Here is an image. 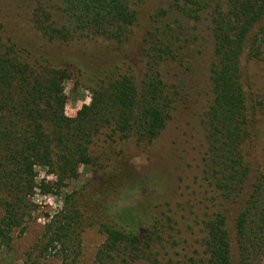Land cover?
<instances>
[{
  "label": "trees",
  "instance_id": "1",
  "mask_svg": "<svg viewBox=\"0 0 264 264\" xmlns=\"http://www.w3.org/2000/svg\"><path fill=\"white\" fill-rule=\"evenodd\" d=\"M47 1L10 0L19 10L11 16L17 33L0 17V257L12 255L15 233H25L37 191L57 195L80 166H92L95 139L151 144L182 107L194 111L205 147L203 175L220 200L203 222L201 252L182 264H263L264 143L256 140L264 94L247 66L264 55V0H170L149 16L145 0ZM20 17L36 39L21 36L29 30L20 34ZM57 47L66 54L55 53ZM203 68L208 88L201 94ZM73 79L87 87L91 102L68 118L64 84ZM107 168L101 183V177L90 182L92 193L81 187L67 197L64 215L43 232L53 240L45 248L37 242L21 264L34 262L54 242L67 255L83 224L81 193L88 194L91 217L105 220L97 264H162L158 245L170 230L164 200L156 197L148 217L145 200L143 209L119 207L116 202L129 201L133 191L120 170ZM39 169L55 182L39 180ZM118 218L140 232L120 230Z\"/></svg>",
  "mask_w": 264,
  "mask_h": 264
},
{
  "label": "rangeland",
  "instance_id": "2",
  "mask_svg": "<svg viewBox=\"0 0 264 264\" xmlns=\"http://www.w3.org/2000/svg\"><path fill=\"white\" fill-rule=\"evenodd\" d=\"M44 1L46 2V0ZM169 1L145 0L144 14L151 15L160 4H167ZM9 3L10 0H0V17H2L6 28L16 32L14 29L16 23L11 16L18 13L19 10L14 8L13 4L9 6ZM49 3L50 0L47 1V4ZM19 6L20 4H18V8ZM198 26L205 30L207 23L201 22ZM18 27L23 28L20 34L24 33V27L26 30L30 29L29 25H21V17ZM149 27L150 19L148 17L143 30L146 31ZM21 36L29 40L36 39L33 30H29L27 34ZM66 52L67 50L59 47L55 50V53L59 55H64ZM201 66H203L202 61ZM247 74L255 78V87L262 88L264 94V55L260 63L247 66ZM170 82L176 86L179 85L176 79L170 80ZM207 88L208 81L203 68L200 76V93L206 92ZM64 96L63 112L68 118L76 117L77 113L91 102V95L87 87L74 79L64 84ZM175 110L177 112H173L165 129L151 144L137 146L133 141L123 144L118 140H115L116 144H111L104 136L95 139L90 153L91 167L80 166L77 178L74 181H64V187L57 192V195H46L37 191L34 196V202L37 205L36 213L26 224V231L23 235L14 234L13 253L4 258L1 256L0 264H21V261L25 259V254L33 253L37 242H41L42 247L45 248L48 241L51 242L54 236L43 232L46 231L54 216L64 215L67 197L78 194L81 187L92 193L95 188H89L90 182L101 177L98 179V184L101 183L105 177L102 175L109 170V168L105 170L102 168L108 165L115 167L117 171L120 170V177L125 183L126 190L133 191L129 201L116 202L119 207H130L135 204L139 209H143L141 201L145 200L149 203L144 210L148 217L155 212V207L158 204L154 203L156 197L164 200L162 201V203L164 202L162 211L165 212L167 220L169 219L167 225L170 230L165 233L163 244L158 245L162 264H182L189 258H197L201 252L200 241L204 236L203 222L210 213L220 208V200L213 188L206 183L203 175L205 147L198 126L192 118L194 111L188 113L187 109H182V107L175 108ZM256 141L259 146L264 143V124L260 127V137ZM121 154L124 155L121 156ZM120 156L122 159L118 160L121 158ZM256 158L259 159L258 156ZM38 176L39 180L55 182V178L47 176L45 170L39 169ZM87 195V193H81L78 201L76 200L78 204L80 200L82 201L80 204L84 212H82L83 224L77 226V231L74 233L75 238L70 245L72 246L71 250L67 255L64 254L66 251L63 250V247L54 242L52 248L56 246V249L50 248L48 251L42 252L40 257L31 264H97V253L103 247L107 237L101 227L105 220H101L97 214L91 217V211L88 212L84 203ZM90 197L91 194H89ZM100 202L101 200L98 199L97 204L100 205ZM100 213H102L101 210ZM117 220L120 230L127 232L137 230L135 226L121 222V218ZM140 225L143 228L142 222ZM139 229L138 232H140ZM32 258L35 257L32 256Z\"/></svg>",
  "mask_w": 264,
  "mask_h": 264
}]
</instances>
